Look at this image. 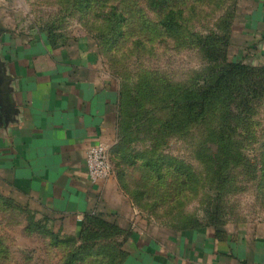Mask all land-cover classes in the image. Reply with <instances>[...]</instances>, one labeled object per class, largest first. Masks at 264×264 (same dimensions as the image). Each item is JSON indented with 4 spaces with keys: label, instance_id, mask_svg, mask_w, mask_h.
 <instances>
[{
    "label": "rangeland",
    "instance_id": "1",
    "mask_svg": "<svg viewBox=\"0 0 264 264\" xmlns=\"http://www.w3.org/2000/svg\"><path fill=\"white\" fill-rule=\"evenodd\" d=\"M247 1L0 0L2 30L88 39L119 82L111 176L135 210L125 225L107 217L123 227L121 252L111 228L92 225L82 237L81 227L0 188V264H128V226L158 243L213 222L263 228L264 65L235 55L234 26ZM228 63L255 69L257 98L235 110L237 90L246 93L255 76L227 75L233 87L207 98L200 115L187 91ZM214 142L221 147L212 160Z\"/></svg>",
    "mask_w": 264,
    "mask_h": 264
},
{
    "label": "crops",
    "instance_id": "2",
    "mask_svg": "<svg viewBox=\"0 0 264 264\" xmlns=\"http://www.w3.org/2000/svg\"><path fill=\"white\" fill-rule=\"evenodd\" d=\"M234 36L238 58L264 65V0L244 2ZM0 57V188L69 228L79 229L87 213L130 222L135 210L115 177L92 182L87 171L91 147L114 146L119 116V82L94 44L80 38L55 47L46 35L2 30ZM128 227V264H264V226H226L222 233L203 227L163 243Z\"/></svg>",
    "mask_w": 264,
    "mask_h": 264
},
{
    "label": "trees",
    "instance_id": "3",
    "mask_svg": "<svg viewBox=\"0 0 264 264\" xmlns=\"http://www.w3.org/2000/svg\"><path fill=\"white\" fill-rule=\"evenodd\" d=\"M118 3V4H117ZM113 8H117L120 9L122 11L121 8V2H117ZM240 11V10H239ZM170 13H168L167 17H169V14H173L175 11L173 9L169 10ZM239 13V12H238ZM163 24H166V21H163ZM234 24V23H233ZM232 24V25H233ZM47 38L50 42V44H52L53 46H60L61 44H65L66 42H61L59 41V39L57 37H54L53 35L50 34H46ZM225 72V73H223ZM234 74H240V76H245L248 79V76L254 75L255 77H251L249 82H251V85H245V89H246V93L242 94L240 91L237 92L239 93V100L237 101V104L235 105V110H237L238 108L241 107H251V103L253 100H255L258 96V91H259V87H260V83L262 82L261 79H258V77H260L258 74L255 73V69H251L248 66L244 65L243 63H228L225 65V67L223 68V70H221L220 72H218L217 75L220 76H211L208 79L204 80V83H206V85H203L202 87H198L196 89V91L193 92L194 89L188 90L187 93H189L187 101L189 103L190 106H193L197 103H199L198 105L201 106L200 110V115L205 111L204 109V104L203 102L213 96L214 94L218 93V92H224L226 93L228 90L231 89V87H233L231 85V77L227 78V75H234ZM251 86H255V88H252ZM213 91V92H212ZM264 91V88L261 89V91L259 92V95L262 94V92ZM212 92V93H211ZM233 93V92H232ZM252 93V94H251ZM255 96V97H254ZM210 99V98H209ZM193 102V103H190ZM120 102V100H119ZM256 109V108H255ZM254 109V111H255ZM120 111H119V116H118V127L120 126ZM240 127H238L237 129H240ZM213 147L210 148V153L208 154V157L212 160H215V158L218 157L219 155V151L216 150L217 146L221 147L220 142H214L213 143ZM217 145V146H216ZM209 150V149H208ZM92 225H96L97 227H109L111 228L112 232H111V240L115 241V244H118L117 249L121 252H124L123 248L121 245H119V235L123 233V231H121V229H123V227L120 226L119 222L114 220L113 222H111L110 220H108L107 216L102 214V213H87L82 221L81 224V235L82 237H84V234L87 230L88 227H91ZM200 228L203 227H213L215 228V230L218 233H222L226 230V225L223 224H217L215 222H213L212 224H207L205 226H199ZM83 234V235H82Z\"/></svg>",
    "mask_w": 264,
    "mask_h": 264
},
{
    "label": "built area",
    "instance_id": "4",
    "mask_svg": "<svg viewBox=\"0 0 264 264\" xmlns=\"http://www.w3.org/2000/svg\"><path fill=\"white\" fill-rule=\"evenodd\" d=\"M87 171L92 182L111 177L113 167L109 158V150L103 143L91 147L87 152Z\"/></svg>",
    "mask_w": 264,
    "mask_h": 264
},
{
    "label": "water",
    "instance_id": "5",
    "mask_svg": "<svg viewBox=\"0 0 264 264\" xmlns=\"http://www.w3.org/2000/svg\"><path fill=\"white\" fill-rule=\"evenodd\" d=\"M2 32V28L0 26V34ZM6 83V76L4 74V70H3V63L1 61V57H0V109L2 107V105L6 102L5 101V95L4 93L6 92V89L4 87V84Z\"/></svg>",
    "mask_w": 264,
    "mask_h": 264
}]
</instances>
